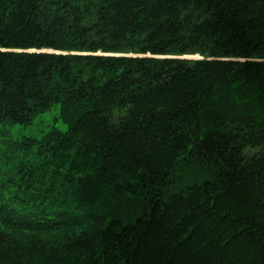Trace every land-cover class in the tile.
<instances>
[{
  "label": "trees",
  "instance_id": "trees-1",
  "mask_svg": "<svg viewBox=\"0 0 264 264\" xmlns=\"http://www.w3.org/2000/svg\"><path fill=\"white\" fill-rule=\"evenodd\" d=\"M0 264H264V0H0Z\"/></svg>",
  "mask_w": 264,
  "mask_h": 264
},
{
  "label": "rangeland",
  "instance_id": "rangeland-1",
  "mask_svg": "<svg viewBox=\"0 0 264 264\" xmlns=\"http://www.w3.org/2000/svg\"><path fill=\"white\" fill-rule=\"evenodd\" d=\"M56 115L57 112H48L39 117L30 126L16 125L11 127L10 136L19 138L23 135H41L50 125H57L59 128L65 129L66 125L60 119H55Z\"/></svg>",
  "mask_w": 264,
  "mask_h": 264
}]
</instances>
